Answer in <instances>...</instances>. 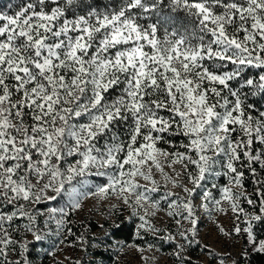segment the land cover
<instances>
[{"label": "snow or ice", "instance_id": "6c2138e0", "mask_svg": "<svg viewBox=\"0 0 264 264\" xmlns=\"http://www.w3.org/2000/svg\"><path fill=\"white\" fill-rule=\"evenodd\" d=\"M6 7L0 10V264H34V242L52 223L57 234L65 230L88 194H115L141 221L137 235L159 233L148 220L160 208L156 172L165 187L170 182L185 194L162 197L177 225L163 239L175 244L178 264H190L185 245L198 243L197 195L205 209L211 203L224 212L226 202L236 221L232 232L264 253L255 231L264 223V0H122L103 11L87 0ZM90 176L106 183L87 193L66 187L73 181L84 187ZM209 177L227 183L206 187ZM65 192L67 208L47 207Z\"/></svg>", "mask_w": 264, "mask_h": 264}, {"label": "rangeland", "instance_id": "374dc122", "mask_svg": "<svg viewBox=\"0 0 264 264\" xmlns=\"http://www.w3.org/2000/svg\"><path fill=\"white\" fill-rule=\"evenodd\" d=\"M114 2L118 4L117 7L109 6L110 3H99L97 5L101 11L105 8L115 9L120 7L122 0H115ZM173 167L176 172L181 171V165L176 164ZM164 171L174 177L172 168L165 166ZM154 179L160 184V190L157 193H153V198L160 201V208L156 211L155 215H150L148 220L161 231L156 233L147 229L142 230L154 234L161 238L160 240H164L163 237L166 236L169 231L176 234L177 225L175 219L168 216V201L162 199V197L166 191L174 192L180 196H184L185 194L180 187H176L170 182H167V186L165 187L166 181L158 172L154 174ZM179 182L191 187L187 178L184 176L179 178ZM140 183L144 184L146 182L141 178ZM212 183L220 185L217 177H209L206 182V187H209ZM100 184H103V181L98 182V185ZM95 186L97 185L93 186L94 189L91 190L92 192H95ZM90 187L88 186V188L81 191L87 193ZM214 194L217 199L220 198L215 190ZM203 203L204 201L202 200V197L197 195L194 200L195 214L197 218L196 236L194 241H198V243L193 242L190 247L186 244V251L183 255L190 261V264H220L222 258L224 259L225 264H233V261H238L242 253L241 234L236 235L232 232L234 224L236 223L234 214L231 212L226 202H222L221 205L225 208L224 212L216 210L217 206L211 203H209L208 208L205 209L202 207ZM81 204L82 206L79 209L74 210L79 218L85 217L102 223L112 220L113 213L117 210H121L125 216L136 221L137 225L141 223L138 217L131 215L132 209L123 204L122 200L115 194H88L86 198L81 197ZM149 211L151 212L152 209H149ZM182 223L185 229L190 227L188 221H183ZM220 228H223L224 232L232 234L225 235L224 232L220 231ZM177 240H179V237H177ZM192 246H196L197 250L193 249ZM115 249L117 250L123 264H178L177 259L173 256L174 251L166 250L164 243L156 248L146 247L141 249L134 245H127L123 242H119L115 246ZM209 252L214 255H209ZM52 256L63 260L66 264H72V261L76 259H79L78 261H80L83 258V251L75 254L68 246L56 245L52 252ZM34 264H40V262L36 261Z\"/></svg>", "mask_w": 264, "mask_h": 264}, {"label": "trees", "instance_id": "16d2710c", "mask_svg": "<svg viewBox=\"0 0 264 264\" xmlns=\"http://www.w3.org/2000/svg\"><path fill=\"white\" fill-rule=\"evenodd\" d=\"M114 1L115 0H87L88 3H94L96 7H98L97 4L99 3H110L109 6L117 7L118 4ZM9 3L19 4L21 0H0V10L8 11L9 9L6 6ZM261 103L264 104V101H261ZM159 146L163 148L169 147L163 143ZM86 180L87 184L84 187L76 181H73L71 186L66 187H75L78 191H81L91 186L90 189L93 190V186L98 185V182L103 181V183H106V178L103 177L90 176L87 177ZM218 181L220 185L227 183L226 178L222 177L218 178ZM246 187L250 193L254 190V185L251 183V180L246 181ZM69 203V194L65 192L57 201L48 203L47 207L67 208ZM37 207L41 210H46V206L43 204ZM245 207L248 206L245 205ZM112 217V220L100 223L85 217L79 218L76 212L72 210L70 215L66 218L67 223L65 225V230L57 234L55 223H52L49 225L50 230L45 232L44 239L34 242V247L32 248L34 263L39 261L40 264H66L63 260L52 256V252L56 245L68 246L75 254L83 251V258L80 260L81 264H123L115 249V246L119 242H123L127 245H134L141 249L149 247V245L153 246L151 248H156L164 243L166 250L175 251L174 244H170V242L165 240H160L161 238L145 230H140L139 235H137L138 225L136 221L125 216L121 210L115 211ZM44 220L45 217L43 216L38 218V223L41 227H43ZM255 231L259 238H264V223L256 225ZM81 236H84L88 241L86 245L80 242L79 237ZM241 238L242 253L238 261H236V264H264V253L253 252L251 247L247 245V238L243 233H241ZM29 239H31V237H29ZM192 247L196 249V246ZM85 248L87 251H85ZM245 251H247L246 256L244 255ZM78 260L79 259L72 261V264H75Z\"/></svg>", "mask_w": 264, "mask_h": 264}]
</instances>
